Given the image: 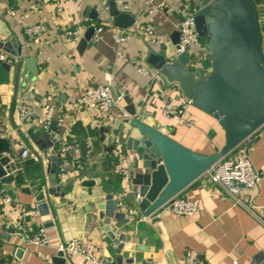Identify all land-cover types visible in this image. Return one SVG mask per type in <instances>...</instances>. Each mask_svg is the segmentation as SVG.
<instances>
[{
  "label": "crops",
  "instance_id": "crops-1",
  "mask_svg": "<svg viewBox=\"0 0 264 264\" xmlns=\"http://www.w3.org/2000/svg\"><path fill=\"white\" fill-rule=\"evenodd\" d=\"M111 2L121 11L128 10L136 20L126 30L131 37L122 45L113 41V32L124 29L107 22V5ZM59 3L0 0V41L15 38L14 50L22 46L17 64H0V138L10 142V157L16 164L14 197L0 184V264H52L60 244L74 238L94 242L99 258L110 264H117L119 257L122 264H130L132 258L135 262L150 259L158 264H188V252H193L201 264H264V126L249 144L250 159L262 178L259 188L241 194L243 200L252 198L262 221L235 202L208 174L178 196L200 201V210L193 216H178L162 209L157 214L161 221L153 224L135 203L133 178L142 171L143 154L131 141L141 138L129 122L132 118L157 126L201 154H215L225 144V132L217 120L193 107L177 85L167 84L146 62L147 40L142 38V30L154 29L157 41L148 42L157 54H162L165 47L167 56L172 57L174 33L186 15H195V11L186 0H172L161 9L152 0H68L61 11ZM258 9L264 21V0H260ZM35 25L43 29L40 35L31 37L27 29ZM98 26L104 27L99 33ZM75 29L80 31L79 36L67 34ZM201 52L196 46L189 48L193 56ZM139 65L153 75H142L137 70ZM108 80L116 89L127 90L110 112L80 102L85 86ZM165 101L182 109L183 117L163 116ZM22 104L31 107L27 124L19 117ZM49 108L61 121L47 132L42 124ZM24 148L38 151L42 161L22 158ZM120 153L131 159L132 176L128 180L115 171ZM58 155L62 157L57 160L51 187L49 158ZM52 188L54 194L49 193ZM40 193L45 195L42 202L37 200ZM106 195L118 198L123 212L131 216L122 230L124 234L128 228L133 231L135 238L129 239L128 245L148 246V238L154 237L155 246L149 252L117 249L107 231L109 226L117 230V224H108L97 208ZM5 198L10 202L5 204ZM73 201L78 206L71 209ZM21 228L30 235L42 229L48 243L29 245L22 237L11 235ZM143 231L146 237L141 235ZM69 264L89 263L76 256Z\"/></svg>",
  "mask_w": 264,
  "mask_h": 264
},
{
  "label": "water",
  "instance_id": "water-1",
  "mask_svg": "<svg viewBox=\"0 0 264 264\" xmlns=\"http://www.w3.org/2000/svg\"><path fill=\"white\" fill-rule=\"evenodd\" d=\"M186 2L195 11L198 37L204 40L207 51L204 60L197 64L189 51L168 57L165 47L161 48L162 54H157L151 43L145 41L146 62L167 84L177 85L193 107L217 120L225 132V144L215 154H201L163 133L157 126L148 125L143 119L129 120L141 136L139 140L131 141L134 148L143 154L142 171L133 178L135 203L153 224L161 221L157 214L170 200L182 194L264 126V34L256 0ZM107 6L108 23L124 30L135 25L136 20L128 10H119L114 2ZM174 37L176 45L179 31L174 33ZM16 42L15 38H8L5 42L0 41V48L18 57L22 46L14 50ZM11 152L10 142L0 138V184L13 198L16 164L10 157ZM61 157L49 158L52 162L49 167L51 187L58 170L57 160ZM49 191L54 194L55 190ZM44 197V193H40L37 200L42 202ZM183 198L188 200L187 196ZM97 208L101 212L100 217L108 224L116 222L118 229L111 230L109 226L107 231L118 250L149 252L155 246L154 237L148 238V246L127 244L129 239L135 238L131 228L127 229V234L122 231L131 216L127 217L123 212V204L118 198L106 195ZM157 230L160 232V228ZM141 235L146 237V231ZM69 262L60 251L52 257V264ZM134 262L133 258L129 260L130 264ZM117 264H122L120 257Z\"/></svg>",
  "mask_w": 264,
  "mask_h": 264
},
{
  "label": "built area",
  "instance_id": "built-area-1",
  "mask_svg": "<svg viewBox=\"0 0 264 264\" xmlns=\"http://www.w3.org/2000/svg\"><path fill=\"white\" fill-rule=\"evenodd\" d=\"M68 0H60L58 10H62L64 3ZM172 0H152L154 6L158 9L166 7ZM10 14L15 15L14 11H10ZM103 26H98L96 32L99 33L103 30ZM43 26L35 25L30 26L27 29V33L31 37L40 35ZM180 33L179 42L175 45V55L189 51V48L196 46L202 50L201 53L191 55L192 60L197 64L202 62L206 55V49L202 44V40L198 37L196 30L195 15L188 14L180 22L178 26ZM69 36H79L80 31L78 29L68 30ZM142 38L156 42L157 38L154 29L147 27L141 32ZM131 37L130 32L126 30H115L113 32V41L122 45ZM19 62L18 57L12 55L9 52L0 48V64H8L13 66ZM138 72L144 76H152L153 73L150 69L145 68L141 65L137 66ZM158 74V72H157ZM126 88L121 87L116 89L112 80H108L103 84H97L94 86H85L80 102L91 108L97 109L101 112H110L120 100L126 95ZM29 104H22L19 109V117L24 124L29 123L31 117V109ZM162 114L165 117L179 116L183 117L184 112L177 106L172 105L170 102L165 101L162 107ZM125 118H129L127 114H124ZM61 121L60 118L55 116L54 110L49 108L45 114L42 127L45 131L49 132L52 127ZM191 124V122H188ZM254 136L247 139L242 145H240L231 155L224 158L217 165L212 167L206 174L211 179L222 186L226 194L234 199L235 202L244 206L253 215H255L260 221L261 218L257 215L255 206L251 203L252 198L243 200L241 194L244 191H254L259 188L261 181V175L254 167L250 155H249V144L252 143ZM69 150V148L65 149ZM22 158H32L36 161H41V157L38 151L30 148H24L21 153ZM66 163H64L60 170L64 171ZM115 171L123 178L128 180L132 176V164L130 157L125 153H120L117 156L115 162ZM248 201V202H247ZM9 198L4 199V203H9ZM78 206L76 201L69 204L71 209ZM201 204L199 200H185L181 197H175L170 200L164 207L166 211L178 215V216H193L200 210ZM11 235L22 237L27 244H46L48 243L47 236L42 229L34 235H30L25 228H21L15 232H11ZM97 245L92 241H87L82 238H74L60 244L59 251L64 253L66 259L71 260L73 257L79 256L86 260L89 264H110L101 260L96 252ZM188 264H201V261L193 252H188L186 255ZM132 264H158L154 260L138 261ZM231 264H239L233 262Z\"/></svg>",
  "mask_w": 264,
  "mask_h": 264
},
{
  "label": "trees",
  "instance_id": "trees-1",
  "mask_svg": "<svg viewBox=\"0 0 264 264\" xmlns=\"http://www.w3.org/2000/svg\"><path fill=\"white\" fill-rule=\"evenodd\" d=\"M259 2H260V0H256L257 5H259ZM261 24H262V29L264 31V21H261ZM0 211H1V209H0Z\"/></svg>",
  "mask_w": 264,
  "mask_h": 264
}]
</instances>
